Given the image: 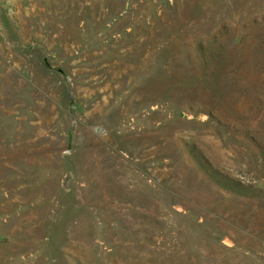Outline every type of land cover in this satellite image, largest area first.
I'll return each mask as SVG.
<instances>
[{"label": "rangeland", "instance_id": "obj_1", "mask_svg": "<svg viewBox=\"0 0 264 264\" xmlns=\"http://www.w3.org/2000/svg\"><path fill=\"white\" fill-rule=\"evenodd\" d=\"M0 264H264V0H0Z\"/></svg>", "mask_w": 264, "mask_h": 264}]
</instances>
